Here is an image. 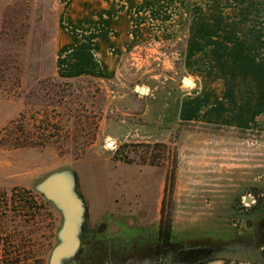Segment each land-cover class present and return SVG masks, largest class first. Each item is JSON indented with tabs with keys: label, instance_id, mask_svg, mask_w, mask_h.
Returning a JSON list of instances; mask_svg holds the SVG:
<instances>
[{
	"label": "rangeland",
	"instance_id": "rangeland-1",
	"mask_svg": "<svg viewBox=\"0 0 264 264\" xmlns=\"http://www.w3.org/2000/svg\"><path fill=\"white\" fill-rule=\"evenodd\" d=\"M72 1L0 0V264H51L61 233L79 248L59 264H114L118 250L150 264L159 226L250 246L264 220V0H117L152 35L116 72L63 85L60 32H87L68 22Z\"/></svg>",
	"mask_w": 264,
	"mask_h": 264
},
{
	"label": "crops",
	"instance_id": "crops-1",
	"mask_svg": "<svg viewBox=\"0 0 264 264\" xmlns=\"http://www.w3.org/2000/svg\"><path fill=\"white\" fill-rule=\"evenodd\" d=\"M133 2V0H129ZM148 0H134L136 7ZM117 0H73L68 8V22L73 29L85 24L84 34H68L61 30L59 36V64L63 74L71 79L105 75L116 72L122 59L144 43L152 32H148L142 23V17L128 6L119 5ZM139 2V3H138ZM137 3V4H136ZM76 18H83L76 20ZM135 23H137L135 26ZM139 23V24H138ZM137 28V29H136ZM84 29V30H85ZM93 30L95 31L94 33ZM162 32V31H160ZM180 33L165 32V36L174 37ZM159 36V31H157ZM191 36L188 39V52L191 51ZM95 41V43H93ZM191 57V56H190ZM189 57V58H190ZM93 78V77H92ZM95 78V77H94ZM193 83V80L187 81Z\"/></svg>",
	"mask_w": 264,
	"mask_h": 264
},
{
	"label": "flooded vegetation",
	"instance_id": "flooded-vegetation-1",
	"mask_svg": "<svg viewBox=\"0 0 264 264\" xmlns=\"http://www.w3.org/2000/svg\"><path fill=\"white\" fill-rule=\"evenodd\" d=\"M162 229H156L158 240L150 264H264V220L253 229L251 245L244 248L233 241L174 242ZM129 252L126 256L118 250L111 260L114 264H133L136 255Z\"/></svg>",
	"mask_w": 264,
	"mask_h": 264
},
{
	"label": "water",
	"instance_id": "water-1",
	"mask_svg": "<svg viewBox=\"0 0 264 264\" xmlns=\"http://www.w3.org/2000/svg\"><path fill=\"white\" fill-rule=\"evenodd\" d=\"M147 92V87L145 85L141 86V89L139 91V93L141 95L146 94ZM44 185H51L52 187H55L56 189H50V190H46V194L50 197V198H54L55 199V193L56 190L58 191V196L61 192V188H60V184L58 182V178L56 177H50L49 179H47L43 184ZM248 201H250V198L248 199ZM72 218L71 225L74 224H78L79 225V216L78 215H71L70 216ZM63 242L55 249L54 253H53V257H52V261L51 264H59V259L63 256H70L72 254L75 253V251L79 248V239H77L76 234L74 235H70V236H62V233L60 234Z\"/></svg>",
	"mask_w": 264,
	"mask_h": 264
},
{
	"label": "trees",
	"instance_id": "trees-1",
	"mask_svg": "<svg viewBox=\"0 0 264 264\" xmlns=\"http://www.w3.org/2000/svg\"><path fill=\"white\" fill-rule=\"evenodd\" d=\"M75 80H77V79H71V80H67V79H59V82H61L63 85L66 83V84H69V83H71V82H74ZM170 232L168 231V234H169ZM4 249V248H3ZM2 248H1V246H0V253H1V251L3 250ZM18 262V261H17ZM18 264V263H17Z\"/></svg>",
	"mask_w": 264,
	"mask_h": 264
}]
</instances>
